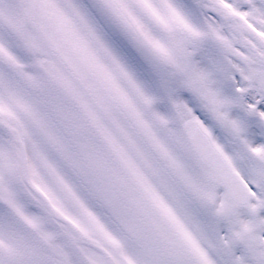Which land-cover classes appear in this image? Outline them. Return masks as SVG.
<instances>
[{
	"label": "snow or ice",
	"instance_id": "6c2138e0",
	"mask_svg": "<svg viewBox=\"0 0 264 264\" xmlns=\"http://www.w3.org/2000/svg\"><path fill=\"white\" fill-rule=\"evenodd\" d=\"M0 264H264V0H0Z\"/></svg>",
	"mask_w": 264,
	"mask_h": 264
}]
</instances>
